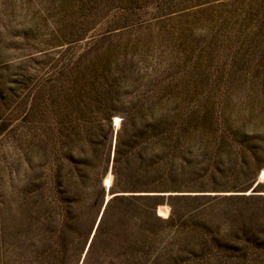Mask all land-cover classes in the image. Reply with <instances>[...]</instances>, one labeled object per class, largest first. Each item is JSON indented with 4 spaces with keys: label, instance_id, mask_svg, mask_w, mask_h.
Instances as JSON below:
<instances>
[{
    "label": "rangeland",
    "instance_id": "obj_1",
    "mask_svg": "<svg viewBox=\"0 0 264 264\" xmlns=\"http://www.w3.org/2000/svg\"><path fill=\"white\" fill-rule=\"evenodd\" d=\"M0 264H264V0H0Z\"/></svg>",
    "mask_w": 264,
    "mask_h": 264
},
{
    "label": "water",
    "instance_id": "obj_2",
    "mask_svg": "<svg viewBox=\"0 0 264 264\" xmlns=\"http://www.w3.org/2000/svg\"><path fill=\"white\" fill-rule=\"evenodd\" d=\"M117 195H120V194H118V193H117V194H114L113 197H115V196H117Z\"/></svg>",
    "mask_w": 264,
    "mask_h": 264
}]
</instances>
